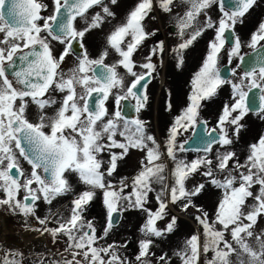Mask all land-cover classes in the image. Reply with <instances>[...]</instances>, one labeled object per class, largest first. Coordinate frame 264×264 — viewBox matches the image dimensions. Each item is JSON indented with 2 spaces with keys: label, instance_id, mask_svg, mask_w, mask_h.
<instances>
[{
  "label": "snow or ice",
  "instance_id": "1",
  "mask_svg": "<svg viewBox=\"0 0 264 264\" xmlns=\"http://www.w3.org/2000/svg\"><path fill=\"white\" fill-rule=\"evenodd\" d=\"M256 2L236 0L235 10L229 12L223 0H182L187 7L177 17L181 42L172 49L177 66L183 64L184 50L205 31L213 30L214 37L192 78L187 104L173 118L162 146L148 132L146 121L138 116L125 118L122 102L134 101L136 113L146 107L149 97L141 89L146 90L153 79V58L163 57L165 46L161 42L151 48L139 66L134 54L155 35L146 31L145 20L157 7L172 13L176 0H138L106 35V46L96 58L87 50L85 37L115 18L112 6L118 0H50V12L45 0H0V206L34 218L42 226L36 230L50 234L54 242L63 240L67 255L61 253L50 264H172L173 257L180 264H264V228L260 227L264 221V135L248 145L243 159L231 147L244 127L241 121L252 110L249 91L253 88L261 89L258 115L264 119V57L258 58L261 66L245 71L239 82L223 79L217 66L228 39L226 32L243 23ZM217 3L222 15L214 21L208 10ZM201 15L205 20L198 26ZM261 41L264 21L251 34L248 46L256 51ZM240 48L237 36L227 51L229 62L234 57L243 61ZM110 51L118 59L107 64ZM69 56L75 62L65 70ZM232 72L235 75L236 69ZM126 76L131 77L127 83ZM225 84L231 85V100L223 105L216 127L205 129L204 154L190 161L179 158L177 153L185 151L187 141L177 143V137L203 123L202 102ZM110 99L114 109L108 107ZM166 109L171 111L170 101ZM132 150L143 154L138 170L113 183L110 178L118 162ZM165 159L173 162L171 169ZM68 173L75 174L85 190L71 200L67 215L49 209L40 217L41 203L52 205L72 191ZM194 175L202 176L204 182L189 188L187 182ZM208 186L220 193L211 213L195 202ZM98 192L105 209L100 229L95 218L86 214ZM153 201L155 208L149 206ZM170 205L191 212L199 226L171 256L152 250L157 239L176 228L178 218L170 213ZM128 210L144 217L139 228L142 238L131 256L127 242H108L115 218ZM162 221H166L163 228L158 226ZM0 264L26 262L23 253L14 252L0 257Z\"/></svg>",
  "mask_w": 264,
  "mask_h": 264
},
{
  "label": "rangeland",
  "instance_id": "2",
  "mask_svg": "<svg viewBox=\"0 0 264 264\" xmlns=\"http://www.w3.org/2000/svg\"><path fill=\"white\" fill-rule=\"evenodd\" d=\"M221 15H222V13L220 12V9H219V13L217 15L216 20H218V18ZM251 16H252V13L248 12L245 15V17L243 18V23H237L235 26L239 27L243 24H245V26H248L247 21H250ZM260 19H261V21H264V8L262 9V12L260 13ZM204 20H205V17H203L202 20L200 22H198V26H202L204 23ZM155 24H158V22L149 21L147 19L144 22V25H148L149 27H153V26L155 27ZM250 26L252 29L255 28V27H252V25H250ZM246 29H247V27H246ZM246 29H243L242 31H238V33L240 35H242L241 37H243V38L245 36L243 34H241L240 32L244 33ZM255 29H257V28H255ZM209 30H211V29H209ZM233 31L235 32V30H233ZM187 36H188V33L186 34L185 39L187 38ZM148 40H149V38L145 42L147 43ZM179 40L176 41V39L172 38L171 42L166 44L167 53L165 54L163 61L157 67L158 76H159L160 82L163 81L164 77L175 78L176 84H178L179 87H182V89H183V87L184 88L186 87L183 90H184V92L189 94L191 91V87H192L191 86L192 78H193L194 74L199 71V69L203 63V60L207 54L208 44H206V45L201 44L199 47L197 45H195L192 48H189L187 54L184 56V60H186L187 64L193 63L192 65H194L195 61H198V63L194 65V69L191 72L192 69L190 70L188 68V66L187 67L185 66V64L172 68L173 60L175 61V59L173 58L174 54L172 53V50L169 49L168 47H169V45L170 46H176V44L178 45V43L181 42ZM207 41H208V38H207ZM146 43L137 52V56L142 57L143 59L145 58L146 54L149 52V49L147 48L149 45H146ZM208 43H209V41H208ZM249 48L250 47L248 46V44H244V39H243V42H241L240 56H242L244 52L248 51ZM228 50H229V48L226 45H224V50H222V52L220 53V57H219V61H218L217 66L219 67L222 64L230 65V75L226 80L233 81V82H239L240 78L244 74L239 69V67H237V65L239 64V57H234L231 60V62H229V59L227 56ZM143 62H144V60L139 61L138 66L140 64H142ZM176 63L178 64V62H176ZM232 69H236L235 75H233ZM136 70L137 71H143V69H141L139 67H137ZM119 71H121V73L124 74L123 69H119ZM227 85H230V84H227ZM168 86L169 85H165V87L163 88V93H162L160 102L164 101L163 95L165 93H167V87ZM246 89L247 88H245V90ZM260 95H261V92H260ZM157 99H158V91L155 92V96L153 99V102H154V104L156 103V105L159 102V100L156 102ZM218 101H219V99L217 97V110H218V105H219ZM227 102H229V101L228 100L224 101V103H227ZM203 105L205 106V104H203ZM219 114H220V112H218V116H219ZM166 115L167 114L165 112V108H164V104H163V106L161 105V107H158L156 112L153 113L150 117L151 123L153 126V130H154V135H155L156 139L159 142H161L162 146H163V143L165 141V137L167 135V130L165 127L167 125L166 124ZM244 118H243V120H244ZM250 121L258 124L259 126H262L261 128H263V130H264V119H261L260 116L253 117L250 119ZM263 135H264V133H263ZM238 138H236L238 141L236 146L238 148H235L234 150L240 155L241 159H243V157L246 153L244 148H246V147H245V143L243 144V142H240L241 140H239ZM137 163H139V160ZM166 166H167V169L172 168L170 165L166 164ZM135 168H139V164H137V166H135L134 169ZM135 173L136 172H134V174ZM66 175H67V179H68L72 189L79 188L78 191H81V192L83 190H85V186L79 182V179L75 174L68 173ZM196 182L203 183L204 178L202 176L197 178V175H194L191 179L188 180L187 186L189 188H191L194 185V183H196ZM158 187L159 186H157V188ZM219 195H220V193L218 190H214L213 192H210L207 196H205V198H204V196L200 195V198L198 199V205L204 207L206 210H208L211 213V211L214 209V207L216 205L217 198ZM96 198H98L99 201H101V199H102L100 197L99 193H97ZM59 202H60L59 205H61L62 202L61 201H59ZM149 206L152 208H155L156 207L155 202L153 201V203L150 204ZM68 210H69V203L64 204L62 207L61 206L59 207V211L62 212L64 215L67 214ZM169 211L171 214L175 215L178 218L176 228L172 233L168 234L166 237H164L162 239H157L158 240L157 243H158V246L161 245L163 252H165L167 250L168 254L171 256L174 250H179L182 247V245H183V243L187 237H189L191 234H193L194 232H196L198 230L199 226L192 219L191 212H189V213L182 212L178 206H174V205H170ZM88 212L90 213L92 218L94 217L96 220H98L100 222L99 225H102V221H103V225L105 224V209H104L103 205H101V204L93 205L90 207ZM2 214L5 215V218L7 219L8 225L6 227L4 226V228H5V231H8L10 236L4 235L3 238L0 237L1 243L4 241L8 243V245L6 247L3 248V246H2V249L0 250V255H3V253H14V252L23 253V257H24L26 264H39V261L41 259L44 261V264H50V261L58 260L60 258L61 253H63L65 256L67 255V253H64L63 240H60L59 242H54L53 237L50 234H48L46 232L44 234H41V232H38L36 230V229H38L37 225H34V223L38 224V222H36L32 218L29 220V219L23 217L22 215L13 214L10 211H8L5 206H0V216H2ZM121 215L122 216L120 217L118 223L116 224V226L119 227V229H120L119 236H121V234L126 232V230H125L126 228H132L133 229V225L135 223H137L140 227L144 221L143 215L139 212H134V211L128 210L127 212H124V215H123V213ZM165 223H166V221L158 222V226L163 228ZM38 227H39V224H38ZM260 227L264 228V221H261ZM22 233H35L36 234V236L29 239V244H32L33 246H35V250H29L26 246L23 245L24 241H23ZM138 235H139L138 239L135 240L136 243L140 238H142V234L140 233V231H139ZM135 241H134V243H135ZM173 261L175 264H180L179 260L175 257H173Z\"/></svg>",
  "mask_w": 264,
  "mask_h": 264
},
{
  "label": "flooded vegetation",
  "instance_id": "3",
  "mask_svg": "<svg viewBox=\"0 0 264 264\" xmlns=\"http://www.w3.org/2000/svg\"><path fill=\"white\" fill-rule=\"evenodd\" d=\"M46 3H49V12L51 11V3L50 0H45ZM107 2V0H106ZM138 2V0H118V4L115 6H112V10L116 13V16L114 19H111L110 22H106L103 26L102 29H98V30H94L91 33H89L86 37H85V45L87 47V50L89 51V53L91 54V56L93 58H96L99 54V52L101 50L104 49V47L106 46V35L111 31V29L113 28L114 25H117L119 23H121L126 14L128 13V11L130 9H132L135 4ZM186 5L184 3H182V0H176V5L173 8L172 13H164L162 11H160L157 7L156 10H154L151 14L150 17L147 19L149 21H154V22H158V24H155V27H149L148 25H144L146 31L149 32H154L155 35L150 36L148 42L146 43V45H149L147 48L150 50L151 48L158 46L161 42H163L164 46H165V53L163 55V57L157 56L153 58V63L156 64V72L154 73V77L153 79H151L150 82H148V87L144 92L146 91V94L149 97L148 103L146 105V107L140 112V113H136L135 110L133 111V116L128 118L125 116L124 111H123V115L125 116L126 119H133L136 118L137 116L146 121L147 122V130L150 134L154 135V130H153V126L151 123V115L153 113L156 112V110L158 109V107H161V105L163 106L164 104V108H165V112H166V130H168V128L170 127L173 118L178 115L180 113V111L186 106L187 104V96L188 93L184 92L183 89H185L183 87H179L178 84H176V80L175 78H166L164 77L163 81L160 82L159 76H158V70L157 67L160 65V63L163 61L165 54L167 53V48H166V44L171 42V39H176L179 40V30L177 27V17L180 15H183L185 9H186ZM261 7V8H260ZM264 8V0H257L256 4L249 10V13H252V16L250 17V21L252 20V17L256 16V20H254L255 23L252 24V27L257 28L258 24L261 22L260 19V13L262 12V9ZM219 9H220V4L217 3L215 5L212 6V8H210L208 10V15H210L212 17L213 20H216L217 15L219 13ZM98 11V9H97ZM226 11V10H225ZM49 14L48 12H45L44 15ZM151 17H155V19H152ZM204 16L201 15L200 17H198V22H200L202 20ZM250 21L248 22V26L247 29L244 32V44H248L249 40H250V36L251 34L256 31L255 28H251V24ZM82 23V22H81ZM192 31V29L188 30V33H190ZM213 30H207L205 31L200 37H198V39L189 47L192 48L193 46L197 45L198 47L201 45V38L204 36L206 38V44H208V41H210L213 37H214V31ZM210 33V34H209ZM234 33V31H233ZM187 34V33H186ZM185 34V36H186ZM208 38V41H207ZM180 41V40H179ZM235 42V33L233 36V44ZM176 44V43H175ZM232 44V45H233ZM264 44V41L260 42V45ZM225 45L229 48L230 50V44L227 45L225 43ZM260 45H258L257 47H259ZM177 46V44H176ZM176 46H170L169 45V49H174ZM188 49H185L183 52V64H185V66L191 70V72L194 69V65L198 63V61H195L194 65L192 64H187L186 60H184V56L187 54ZM252 48H249L248 51L244 52L243 54H247L250 51H252ZM172 53L174 54L173 58L175 59V61L173 60V65L172 68L177 66L178 60L176 57V54L172 51ZM118 59V56L116 53L110 51L109 56L106 58L105 63L107 64H111L113 62H115ZM144 60L142 57L137 56V53L134 54V61L136 62L137 66L139 64V61ZM75 62V57L74 56H69L66 60V63L64 65L65 70H67L70 66H72V64ZM227 65V64H226ZM229 70H230V65H228ZM244 73V72H243ZM122 74V73H121ZM230 75V73H229ZM229 77V76H228ZM131 77H126V83L128 81H130ZM173 81V82H172ZM165 85H169L167 87V93H165L163 95V102H160L161 100V96L163 93V88L165 87ZM230 86V85H229ZM114 92L117 90H113ZM158 91V99L156 100V102L159 100V102L154 104L153 99L155 96V92ZM162 91V92H161ZM261 91V89H260ZM171 102L172 105V109L171 111H168L166 109V105L168 102ZM128 102L132 107L134 105V101H126ZM165 102V103H164ZM204 102V103H203ZM202 102V107L200 109V119L201 121H203V124L205 126V129L207 128L208 130H211L213 127H216L217 124V120H218V110H217V95L213 96L211 99L209 100H205ZM123 103V102H122ZM205 104V106L203 105ZM108 107L110 109H114L115 105H114V101H112L110 99V102L108 104ZM156 107V108H155ZM134 108V107H133ZM34 111V110H33ZM252 113V112H250ZM257 113V112H256ZM30 118L35 119L34 115H32L30 113ZM197 126V125H196ZM195 126V127H196ZM195 127L189 128L188 131L182 132L181 135H179L177 137V143H183L184 141H187V143L192 139L193 137V133H194V129ZM206 134V131H205ZM155 136V135H154ZM167 137V135H166ZM165 137V140H166ZM203 137H205L204 135H202L199 140V142L197 143V141H195L194 143H192V148H188L187 147V143L185 144V151L182 153H177L179 158L185 159V160H193L195 159L197 156L199 155H203V151H193L194 149H196V147H198L201 143L200 141L203 139ZM206 139H208V137H206ZM165 142V141H164ZM214 148L218 147L216 145L213 146ZM118 151V150H117ZM142 153L136 151V150H132L130 151L129 155L122 161L118 162V168L116 173H114L113 177L110 178L112 180L113 183H118L119 180L122 177H131L133 176L134 172H136L138 170V168H135V166H137L138 160H140L142 158ZM104 159H107V155H104ZM167 165H170L171 167H173V162L169 159H165L164 160ZM21 165L22 167L25 169V171H29L30 170V166L27 164L26 161H24L23 159H21ZM200 175H197V178H199ZM81 191H77L74 193H68L64 196L61 197H66L64 199V201L62 202L61 205H59V198L58 197L52 205H46L41 203L40 207L37 210V214L40 217H43L45 215L48 214L49 209H51L52 212H56L57 210H59V207L63 206L66 203H70L71 200L75 197V195H77L78 193H80ZM99 193V192H98ZM100 194V197L102 198V194ZM102 203V199L100 201ZM90 209V206H89ZM88 209V210H89ZM130 211H134V212H138L135 210H130ZM122 216V215H121ZM3 217V225L6 227L8 225L7 223V219L5 218V215L2 214ZM27 219H31V217H28ZM33 220H35L34 218H32ZM36 221V220H35ZM37 222V221H36ZM34 225H37V228H41L42 226L38 224L34 223ZM49 226H52L51 224ZM115 228H117V226H114ZM139 225L137 223H135L133 225V231H134V238L135 240L138 239V233H139ZM120 229L117 228L116 229V233H119ZM40 232V231H38ZM4 235L10 236V234L8 233V231L4 232ZM36 233V232H35ZM118 239H120V237H118ZM23 242V241H22ZM0 250L6 247L8 245L7 242H2L1 243V239H0ZM6 253H3V255ZM3 255H0L1 257Z\"/></svg>",
  "mask_w": 264,
  "mask_h": 264
},
{
  "label": "trees",
  "instance_id": "4",
  "mask_svg": "<svg viewBox=\"0 0 264 264\" xmlns=\"http://www.w3.org/2000/svg\"><path fill=\"white\" fill-rule=\"evenodd\" d=\"M254 20H256V16L255 17H252V20L250 21V24L252 25L254 22ZM247 26H245V24L239 26V27H236L235 26V37H239L240 41L243 42V37H241L242 35H240L238 33V31H242L243 29H246ZM241 34L244 35L243 32H240ZM202 45H206V38L203 36L201 38V42H200ZM232 47V46H231ZM230 47V49H231ZM218 99H219V105H218V112H221L222 110V107L223 105L225 104L224 101H230L231 100V96H232V89H231V85H222L218 90H217V93H216ZM221 100V101H220ZM259 116L258 115V112L257 113H248L244 120H242V124L244 125V127L241 129L240 133H239V140H241L240 142H243V144L245 143V147L244 150L247 151V147L249 144L253 143V142H256V140L261 136L263 135L264 133V130L263 128H261L262 126H259L258 124L256 123H253L250 121L251 118L253 117H257ZM238 141L237 139L235 140V143L231 146L232 149L234 150L235 148H238L236 145H237ZM236 146V147H235ZM79 188H76V189H72V191L70 192L71 193H74L76 191H78ZM214 190H217L215 189L214 187L212 186H208L206 187V189L204 190V192L201 194L202 196H207L210 192H213ZM66 197H61L59 199V201H63ZM200 198V196L198 198H196V204L198 205V199ZM103 205L99 200L98 198H95L94 201L91 203L90 207L93 206V205ZM71 206V202L69 203V208ZM68 214V212H67ZM66 214V215H67ZM87 216L89 218H92L90 213L87 212L86 213ZM124 215V213H123ZM96 220V219H95ZM96 224H97V228L100 229L102 228L104 225H103V221H102V225H99L100 222L98 220H96ZM119 228V227H117ZM117 228H113L112 232L110 233L109 237H108V242L111 243L113 241L117 242V243H122V242H127L128 243V252H127V255L131 256L137 249V243L135 241V238H134V231L132 228H126V232L121 234V236H119V233H116V229ZM118 237H121L120 239H118ZM135 241V243H134ZM158 240H156V246L152 249L154 252H156L157 254H160L162 251V247L161 245L158 246V243H157ZM136 244V245H135ZM166 253H168V251L166 250L165 251ZM172 264H175L174 261L172 260Z\"/></svg>",
  "mask_w": 264,
  "mask_h": 264
},
{
  "label": "water",
  "instance_id": "5",
  "mask_svg": "<svg viewBox=\"0 0 264 264\" xmlns=\"http://www.w3.org/2000/svg\"><path fill=\"white\" fill-rule=\"evenodd\" d=\"M223 5H224V10L226 11H234L235 7H236V0H223ZM226 36L228 37V39L226 40V44L230 46L233 44V30L231 32H226ZM264 45V44H262ZM258 50L254 51H250L247 54H243L242 57L244 58L243 61H241L239 59V69L242 72L245 71H250L252 67H259L261 66L260 62L258 61L259 57H264V48H261L260 46L257 47ZM220 69V74L221 77L223 79H227L230 73L229 67L226 64H222L218 67ZM245 91H248V89H246ZM141 92H144V89H141ZM260 89L259 88H253L251 89V91H249V101H250V107H251V111L252 113H256L259 110V106H260ZM123 111L126 117L130 118L133 116V111L134 108L128 103V102H123ZM202 135H204L205 137H203V139L200 141V145L198 147H196V149H200L202 150L204 147V142L206 140L207 137V133L205 134V126L203 123H198L197 126L194 129V133H193V137L192 139L187 143V147L188 148H192V143H194L195 141H197V143L199 142L200 138ZM121 217V214L119 216H117L115 218V225L118 223L119 219Z\"/></svg>",
  "mask_w": 264,
  "mask_h": 264
},
{
  "label": "bare ground",
  "instance_id": "6",
  "mask_svg": "<svg viewBox=\"0 0 264 264\" xmlns=\"http://www.w3.org/2000/svg\"><path fill=\"white\" fill-rule=\"evenodd\" d=\"M5 232V228L3 225V217L0 216V237L3 238L4 233ZM23 235V245L26 246L29 250H35V246H33L32 244H29V239L36 236L35 233H22ZM1 246V245H0Z\"/></svg>",
  "mask_w": 264,
  "mask_h": 264
}]
</instances>
